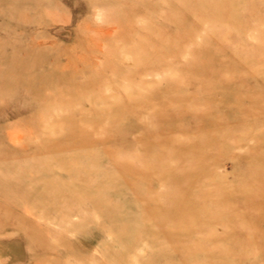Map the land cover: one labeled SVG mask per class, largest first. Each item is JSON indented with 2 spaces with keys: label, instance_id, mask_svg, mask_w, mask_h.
Masks as SVG:
<instances>
[{
  "label": "rangeland",
  "instance_id": "rangeland-1",
  "mask_svg": "<svg viewBox=\"0 0 264 264\" xmlns=\"http://www.w3.org/2000/svg\"><path fill=\"white\" fill-rule=\"evenodd\" d=\"M0 264H264V0H0Z\"/></svg>",
  "mask_w": 264,
  "mask_h": 264
},
{
  "label": "bare ground",
  "instance_id": "bare-ground-1",
  "mask_svg": "<svg viewBox=\"0 0 264 264\" xmlns=\"http://www.w3.org/2000/svg\"><path fill=\"white\" fill-rule=\"evenodd\" d=\"M225 4V3H224ZM134 59V58H133ZM20 64H22V63H20ZM138 102V101H137ZM149 172V171H148ZM180 202V201H179ZM182 202V201H181ZM180 205L179 206H175V208H174V211L175 212H173L174 214H177V213H180V214H186V215H188V216H192V215H194V212H192V211H190V212H186V210H185V208H183L182 207V203H179ZM183 231H185L181 226H177V225H174L173 226V228L171 229V231L170 232H167L166 233V235H167V237H175L176 236V234L178 235V234H181ZM115 235V234H114ZM164 235H165V233H164ZM114 238H116V237H114ZM172 239V238H171ZM56 249V248H55ZM49 251V250H48ZM176 253V252H175Z\"/></svg>",
  "mask_w": 264,
  "mask_h": 264
}]
</instances>
